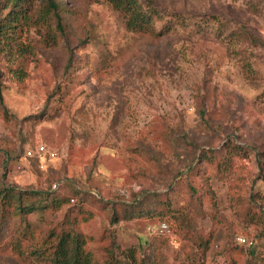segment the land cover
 <instances>
[{"label": "rangeland", "instance_id": "rangeland-1", "mask_svg": "<svg viewBox=\"0 0 264 264\" xmlns=\"http://www.w3.org/2000/svg\"><path fill=\"white\" fill-rule=\"evenodd\" d=\"M31 1L37 18L49 0ZM142 1L247 34L154 39L106 0H53L65 34L53 38L52 16L32 24L27 78L0 58V188L65 199L29 220L42 239L76 214L93 264H246L250 250L264 260V0ZM39 146L56 158L26 155ZM146 194H160L165 217L114 221ZM14 252L0 264H33Z\"/></svg>", "mask_w": 264, "mask_h": 264}, {"label": "trees", "instance_id": "trees-1", "mask_svg": "<svg viewBox=\"0 0 264 264\" xmlns=\"http://www.w3.org/2000/svg\"><path fill=\"white\" fill-rule=\"evenodd\" d=\"M122 18L128 31L154 39H161L180 29L194 31L197 34L214 33L220 40L233 43L246 32L230 30L227 22L215 14L200 16H185L182 12H165L153 4L142 0H106ZM58 5L49 0L46 10L34 14L31 0H2L0 1V58L6 59L4 70L16 82H23L28 76V64L35 55V46L23 40L29 28L36 22H47L50 17L57 21L58 34L53 38L59 39L65 34L66 24L63 15L57 9ZM8 10L6 14L1 12ZM70 68V63L67 70ZM0 105L4 107L1 96ZM29 152V151H28ZM26 152V155L27 153ZM28 156V155H27ZM29 157V156H28ZM33 158V157H30ZM264 170V166L262 167ZM65 199L56 198L51 192L22 191L0 188V251L13 249L15 254L33 264H93V256L89 251L87 236L80 230V221L76 217L67 215L58 228L49 230L44 238L36 235L29 216L54 210L65 205ZM160 194H146L140 200L128 205L125 214L119 212L114 217L115 222L123 219L131 220L136 215H161L165 217ZM81 211H86L83 206ZM13 225L14 232L11 240L2 242L4 231ZM209 242L206 241V249ZM136 252H130L128 259H136ZM113 254H111L112 257ZM123 255V254H122ZM117 259L107 264H116ZM156 264V260H153ZM189 264H203L202 261ZM246 264H264L256 250H250Z\"/></svg>", "mask_w": 264, "mask_h": 264}, {"label": "built area", "instance_id": "built-area-1", "mask_svg": "<svg viewBox=\"0 0 264 264\" xmlns=\"http://www.w3.org/2000/svg\"><path fill=\"white\" fill-rule=\"evenodd\" d=\"M28 156L31 157H39L41 159L48 158V159H54L56 158V152L49 150L46 146H39L35 151H29L27 153Z\"/></svg>", "mask_w": 264, "mask_h": 264}]
</instances>
